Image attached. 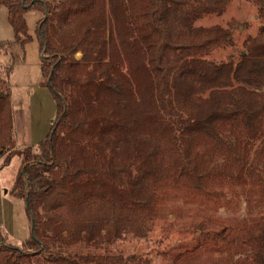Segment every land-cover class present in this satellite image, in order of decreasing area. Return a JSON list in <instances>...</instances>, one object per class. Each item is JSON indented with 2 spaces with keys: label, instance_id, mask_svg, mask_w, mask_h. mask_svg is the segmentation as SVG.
I'll return each mask as SVG.
<instances>
[{
  "label": "trees",
  "instance_id": "1",
  "mask_svg": "<svg viewBox=\"0 0 264 264\" xmlns=\"http://www.w3.org/2000/svg\"><path fill=\"white\" fill-rule=\"evenodd\" d=\"M2 3L22 45L25 14H43L36 33L57 115L38 147L18 149L0 97V159L21 158L11 193L30 224L20 245L0 230V264H154L110 248L154 232L166 191L220 208L254 189L264 197V30L215 61L229 34L196 27L227 0ZM227 231L233 264H264V214Z\"/></svg>",
  "mask_w": 264,
  "mask_h": 264
},
{
  "label": "rangeland",
  "instance_id": "2",
  "mask_svg": "<svg viewBox=\"0 0 264 264\" xmlns=\"http://www.w3.org/2000/svg\"><path fill=\"white\" fill-rule=\"evenodd\" d=\"M2 1L0 43L6 45L0 48V67L3 69L0 78L6 83L4 86L0 83V92L9 96L15 148L38 147L50 133L57 115L55 98L42 73V54L36 33L43 14L36 11L25 14L32 40L22 45L15 41L8 10ZM196 27L212 33L227 31L228 47L217 49L213 54L215 61H224L237 53L247 36L255 37L263 32L264 3L260 0H227L220 14L199 19ZM82 57L83 52L78 51L76 58ZM10 66L13 68L6 76L5 69ZM21 165L18 155L12 156L8 164L4 158L0 159V230L18 245L30 234L25 203L11 193L14 176ZM159 205L155 230L148 238L137 240L126 236L110 249H118L122 254L144 253L153 258L154 264H233L231 256L236 252V244L222 247L225 239V244L228 242L224 232H230L236 225L250 224L264 214V197L260 189H254L239 201L229 198L220 208L200 203L181 187L166 191ZM214 235L219 241L217 245L211 240ZM102 249H105L104 245Z\"/></svg>",
  "mask_w": 264,
  "mask_h": 264
},
{
  "label": "water",
  "instance_id": "3",
  "mask_svg": "<svg viewBox=\"0 0 264 264\" xmlns=\"http://www.w3.org/2000/svg\"><path fill=\"white\" fill-rule=\"evenodd\" d=\"M78 56L80 57V56H82L81 54H78ZM0 97H2V93H0Z\"/></svg>",
  "mask_w": 264,
  "mask_h": 264
}]
</instances>
